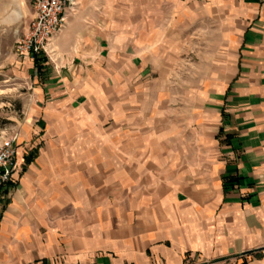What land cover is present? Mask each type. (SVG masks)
Here are the masks:
<instances>
[{
  "label": "crops",
  "instance_id": "crops-1",
  "mask_svg": "<svg viewBox=\"0 0 264 264\" xmlns=\"http://www.w3.org/2000/svg\"><path fill=\"white\" fill-rule=\"evenodd\" d=\"M32 2L0 0V56ZM77 2L31 66L0 264H264V0H180L128 30ZM194 25L211 67L189 87Z\"/></svg>",
  "mask_w": 264,
  "mask_h": 264
},
{
  "label": "rangeland",
  "instance_id": "rangeland-1",
  "mask_svg": "<svg viewBox=\"0 0 264 264\" xmlns=\"http://www.w3.org/2000/svg\"><path fill=\"white\" fill-rule=\"evenodd\" d=\"M72 1L74 5L71 6V10L67 9L66 11L74 14L79 5L77 0ZM93 1L96 4L93 10H85L84 8L82 11H93L98 17L102 16L108 19L111 27H125L128 30L133 27L138 28L139 25H142L143 18L150 14L154 17L164 18L168 15V10L166 11L165 8L169 3H173L172 16L176 17L175 4L180 0ZM194 13L198 14L199 11L196 10ZM190 29L192 31L188 33V35L190 34L188 40L182 41L186 54L182 55L183 57H177L183 65L178 70L179 73H174L176 77L173 76L172 80L178 78L183 84H189V87H193L202 79L209 78L207 70L211 67L208 63L211 60V55L209 56L207 53V47L203 48L202 34L206 33V30L201 31L195 25ZM198 31L201 33H197ZM14 45L13 43L11 57L0 56V134L17 133L22 135L25 127L32 123L31 109L36 108L31 98L34 76L31 69L33 65L31 62L16 56ZM16 60L19 64H13ZM179 85L181 84L179 83ZM180 91H184V89L177 87L176 93H180Z\"/></svg>",
  "mask_w": 264,
  "mask_h": 264
},
{
  "label": "built area",
  "instance_id": "built-area-1",
  "mask_svg": "<svg viewBox=\"0 0 264 264\" xmlns=\"http://www.w3.org/2000/svg\"><path fill=\"white\" fill-rule=\"evenodd\" d=\"M73 5L72 0H33V17L14 45L16 56L29 62L38 57L50 59L52 39L63 30L65 12ZM17 137V133L0 134V186L16 170Z\"/></svg>",
  "mask_w": 264,
  "mask_h": 264
},
{
  "label": "trees",
  "instance_id": "trees-1",
  "mask_svg": "<svg viewBox=\"0 0 264 264\" xmlns=\"http://www.w3.org/2000/svg\"><path fill=\"white\" fill-rule=\"evenodd\" d=\"M45 61H46L45 58H41V57L34 58V59H33V62H32L33 69H34L35 71H39V70H41V67L43 66V64L45 63Z\"/></svg>",
  "mask_w": 264,
  "mask_h": 264
}]
</instances>
